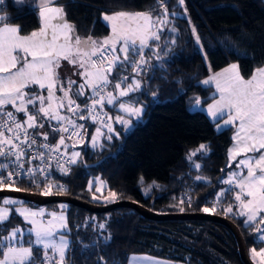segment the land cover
Listing matches in <instances>:
<instances>
[{"label":"trees","instance_id":"obj_1","mask_svg":"<svg viewBox=\"0 0 264 264\" xmlns=\"http://www.w3.org/2000/svg\"><path fill=\"white\" fill-rule=\"evenodd\" d=\"M38 1L2 0L0 17L16 26L21 35H30L41 27ZM162 2L168 9L166 17L161 0H59L67 21L76 25L81 37L109 36L111 28L103 15L120 11L148 12L154 18H166L167 23L161 26L160 39L149 40V47L142 50L147 63L140 74L136 75L132 66L138 62L139 48L134 47L128 53L129 61L123 68H114L110 77L122 80L123 75H129L124 85L134 79L140 82L139 89L117 99L118 104L143 107L138 125L124 134L125 125L114 119L124 114L108 105L99 109L106 117H113L108 121L114 133L99 120L73 117L84 125V138L79 143L65 139L60 153L70 158L79 152L80 156L70 173L50 175L65 185V191L52 190V194L44 195L47 182L38 187L28 179L14 187L41 197L64 196L100 206H107L102 199L115 192L112 203L131 201L156 214L226 217L240 229L249 255L254 248L261 251L264 242L258 231L259 219L246 224V217L238 212L223 214L224 206L236 201V190L225 182L237 167V161L229 157L234 132L218 131V123L195 107H205L216 99L214 88L203 83L212 73L237 64L240 74L248 79L256 68L264 66V0H184L183 5L179 0ZM89 95L90 90L77 101L82 103ZM100 127L105 133L93 147L91 137ZM39 131L47 132V141L54 144L63 135L50 130L48 123ZM108 135L111 140L105 138ZM201 144L207 145L206 153L197 151ZM192 152L196 155L189 159ZM99 180L106 183L102 192L96 191ZM151 184L153 188L147 187ZM58 204L41 206L54 208ZM68 205L67 235L71 243L67 264H129L135 253L183 264H245L236 236L225 225L205 220L153 221L130 208L99 213ZM10 222L15 228L21 219L13 215ZM6 234L0 232V239ZM34 256L40 264L36 247Z\"/></svg>","mask_w":264,"mask_h":264},{"label":"snow or ice","instance_id":"obj_2","mask_svg":"<svg viewBox=\"0 0 264 264\" xmlns=\"http://www.w3.org/2000/svg\"><path fill=\"white\" fill-rule=\"evenodd\" d=\"M179 3L183 5L184 0H179ZM161 7L164 8L166 17L168 9L162 0ZM39 18L42 22L40 30L32 31L30 35H21L17 27L7 25L0 27V157L4 158V162H0V189L10 187L14 191H21L20 188L13 187L16 183L13 177L20 175L19 170L24 168L26 156L44 162V167L38 171L45 173L47 181L46 169L50 165L45 160V154L40 152L36 156H31L27 151L33 145H37V137H42L44 141L48 140V133L40 132L39 129H43L45 123H48L50 130L68 133L67 139L76 136L83 140L84 125L77 124L76 119H92L96 122L100 116L98 107L103 108L105 103L113 104L118 97L129 96L131 92L140 88L139 81L124 85L127 76L122 80L110 78L112 71L117 66L124 67L125 62L129 61V51L139 42L136 53L138 62H132V66L133 70L140 72L141 66L147 63L142 50L149 47V40L160 39L161 26L167 23L166 18L160 16L153 18L150 13L118 12L105 15L103 19L111 23L112 35L97 41L91 36L81 38L76 35L74 25L66 20L63 7L51 6V0H40ZM3 19L0 17V21ZM122 20L137 23L135 27L125 28L118 24ZM117 45L122 56L117 55ZM63 61L79 70L82 82L78 83L71 78L61 79L58 70ZM18 64L20 67H17ZM203 83L205 85L214 83L216 92L219 93V99L210 104L208 112L217 123L222 119L224 126L237 127L235 146L230 150V159L243 154L244 158L237 165L242 166V170L239 173L233 172L231 178L225 182L239 189L235 195L236 201L239 202L237 214L246 217V224L255 223L258 214L264 213V66L256 68L251 77L245 79L240 74L239 65L232 64L224 72L211 77L210 80H204ZM86 89H90V95L82 104L77 103V100L85 95ZM57 90L62 95L57 96ZM213 95L215 96V93ZM196 103L199 104V101ZM119 108L127 117L134 116L140 119L144 113L143 107L123 102L119 104ZM64 109L66 113L72 115L61 111ZM106 119L112 120L113 117ZM114 119L116 123L126 126L131 123L130 119L122 116H116ZM100 122L109 133L115 132L111 124ZM6 133H11V136ZM102 135L104 134L100 129H97L96 136L91 137L93 147L96 146L98 137ZM105 138L111 140L112 136L108 135ZM21 145H25L26 148H22ZM63 145L65 137L61 135L55 145L42 143L37 146L49 153H58ZM207 150V145L204 144L197 149L205 153ZM250 153L258 155L250 156ZM195 155L196 152H192L189 159ZM79 156V152L72 153L66 163H76ZM9 157L14 158L10 162L15 165L17 169L15 172L7 170ZM194 166L200 167L199 164ZM59 167L65 173L70 172V169L63 165ZM243 169H247L246 174ZM35 175V171L28 172L29 179L34 180ZM140 179L143 182V177ZM5 180L9 181L7 185L4 183ZM51 189L52 184L46 183L42 194H51ZM57 190L65 191L63 186H59ZM96 191L99 192L100 188ZM110 197L114 199L116 193L110 192ZM0 203L5 206L0 207V232L7 233L0 239V248H3L0 253L2 257L0 264H37L33 246L36 247L40 264H65L69 242L64 235L68 231V226L63 214L57 216L56 213H50L52 218L45 224L37 219L43 215L41 212L14 209L33 225L29 230L30 238L26 242L28 246H16L13 242L22 237L23 229L11 227L8 206L19 205L22 208L23 202L3 198ZM203 210L211 211L209 208ZM226 211L232 212V207L229 206ZM258 222L264 224V216H260ZM258 231L264 232V229ZM32 233L34 239L31 238ZM260 239L264 240V235H261ZM252 254L261 257L264 264V250L256 252L254 248Z\"/></svg>","mask_w":264,"mask_h":264},{"label":"rangeland","instance_id":"obj_3","mask_svg":"<svg viewBox=\"0 0 264 264\" xmlns=\"http://www.w3.org/2000/svg\"><path fill=\"white\" fill-rule=\"evenodd\" d=\"M115 13H118V12H114L112 14H115ZM107 15V14H105ZM103 15V17L105 16ZM154 18V17H153ZM104 20V19H103ZM105 21V20H104ZM107 22V21H106ZM40 23H41V20H40ZM70 23V22H69ZM137 22H134V21H119L118 24L122 27H125V28H128V27H134L135 24ZM72 25H74L75 29H76V35H78L77 33V28H76V25L74 23H71ZM110 28H111V23L108 22ZM42 26V24H41ZM41 28V27H40ZM39 28V30H40ZM37 30V31H39ZM112 35V28H111V34L109 36H106V37H92L93 39L97 40V41H102L104 40L105 38H109L111 37ZM80 36V35H79ZM81 37V36H80ZM81 38H87V37H81ZM137 46H139V42H137ZM17 67H20V65L18 64ZM59 74H60V77L61 79H64V78H71L73 80H77L79 76L78 74V69L72 65H70L67 61H63L61 63V67L59 68ZM224 71H220V72H216V73H213L212 75H218L219 73H222ZM73 73H76L75 75ZM56 95L57 96H60L62 95L61 92H59L57 90L56 92ZM196 109H203V107H201L200 105H197L195 107ZM121 110V109H120ZM122 111V110H121ZM122 113L124 114L123 117H125L126 119H130L131 123L129 125H125V128H124V134H127L129 133L130 131H132L139 123L140 120H142V117L140 119H137L136 117H127L126 114L122 111ZM218 129V128H217ZM236 132H237V127H235V131H234V135H233V138L235 137L236 135ZM233 146L232 148L235 146V140L233 141ZM231 148V149H232ZM230 155V153H229ZM250 156L251 155H258V154H249ZM244 156L243 154L240 155V156H237L235 157V159H231L232 162H236L237 161V165H238V162L243 159ZM242 170V166L241 167H236L229 175V177L227 178L230 179L231 178V174L233 172H237L239 173L240 171ZM244 173L246 174V171L247 169H243ZM154 184H156L155 182H153ZM98 186L97 188H100V191L99 192H102V190L105 189L106 187V183L102 180H99L97 182ZM154 184H151L150 186L148 185L147 187H150V188H153V185ZM228 184V183H227ZM230 186H233V185H230L228 184V187ZM14 187V186H13ZM7 190H12V188L8 187ZM143 191H146V189H142ZM237 191H239V189L237 188L236 189ZM117 197V196H116ZM116 197L113 199L110 197V194L108 193V195L106 196V198H103L102 201L106 204V205H110L112 204L113 200L116 199ZM3 198H11V199H15L17 201H21L23 202V207L20 208L19 205H14V206H8V211H9V220H11L12 216L13 215H16L18 216L19 219H21V224H19L17 227H20L21 229H23V235L22 237H19L17 241L13 242L14 245L16 246H28V243H26L29 238H30V232L29 230L33 227V225L29 224L25 218L21 215L18 214L17 211H14V209H18L19 211H27V212H41L43 213V215L41 217H38L37 219L39 220H42L45 224L47 223V221L49 219H51L52 217L49 215L50 213H56L57 216L63 214L65 217H66V221H67V209L69 207V205L67 203H59L57 206H55L54 208H51V207H48V206H34V205H30V204H26L25 201L23 199H19V198H14V197H9V196H5V197H0V201H2ZM219 198V197H218ZM244 199H250L249 197H242ZM115 203V202H114ZM238 204L239 202L238 201H235V202H232V203H229V204H226L223 208V214H233V213H236V212H239V207H238ZM64 206V207H61V206ZM231 206L232 207V212H227L226 209ZM0 207H5L2 203H0ZM260 216H264V213H259L258 216H257V220L259 219ZM30 219H32V217H29ZM68 226V224H67ZM69 229V228H68ZM260 229H264V224H261L260 225ZM68 231L64 233L65 235V238L68 240L69 242V238H68V235H67ZM261 235H264V232H261L260 231V236ZM19 236V234H18ZM31 238L34 239V233L31 234ZM2 239V238H1ZM264 242V240H262ZM35 246H33V249H34ZM69 249V248H68ZM264 250V248H263ZM3 251V248H0V253H2ZM68 252V250H67ZM66 252V258L68 256ZM260 252V251H258ZM49 253H51V250H49ZM2 258V257H0ZM250 258L251 260L255 263V264H262V261H261V257L259 256H254L252 254V251L250 252ZM65 264H67V261L65 259ZM129 264H179V263H176V262H172V261H168V260H163V259H160V258H156V257H153V256H150V255H146V254H139V253H135V254H132L131 257H130V263Z\"/></svg>","mask_w":264,"mask_h":264},{"label":"water","instance_id":"obj_4","mask_svg":"<svg viewBox=\"0 0 264 264\" xmlns=\"http://www.w3.org/2000/svg\"><path fill=\"white\" fill-rule=\"evenodd\" d=\"M14 197L31 202H35L40 205H50L54 203H68L83 209L97 211L99 213H108L120 208H130L133 209L147 219L153 221H170V220H205L212 221L222 225H225L232 230L239 245L240 255L245 264H255L249 255L247 246L245 244L243 235L237 225L226 217H221L214 214L208 213H194V214H156L150 211L149 209L141 206L140 204L131 202V201H118L107 206L93 205L81 200L70 199L64 196H51V197H41L37 195H32L28 193H23L14 190H0V197Z\"/></svg>","mask_w":264,"mask_h":264},{"label":"built area","instance_id":"obj_5","mask_svg":"<svg viewBox=\"0 0 264 264\" xmlns=\"http://www.w3.org/2000/svg\"><path fill=\"white\" fill-rule=\"evenodd\" d=\"M141 68H142V66H141ZM140 72L134 71V73L136 75L140 74ZM124 76H127V78L129 77V75H123V77ZM123 77H122V79H123ZM77 103H80V102L77 101ZM80 104H82V103H80ZM64 110L66 112V109H64ZM97 111L100 113V116H99V118L97 120L105 121L106 123L109 124V121L106 119L105 112L100 110L99 107L97 108ZM67 115L71 116L72 114L71 113H67ZM30 131H32V130H30ZM61 134L64 135L65 139H67V136L69 135L68 133H62V132H61ZM6 135L11 136V133H6ZM84 135H85V133L83 131L82 132L83 138H84ZM67 140L73 141V142H77V143L82 141V140H79L76 136H73L72 139H67ZM17 143H19V142H17ZM42 143H48V144H51V145H55L54 143H52L50 141H44L42 138L37 137V145L42 144ZM37 145H33L30 149H27V151L30 152L31 156H36L40 152H43L45 154V160H46L47 164L50 165V167H48L46 169V174L48 176V180L47 181L45 180V173H40L38 171L39 168L44 167V162H42L39 159H31L30 156H26L24 158V160H25L24 168L22 170H19L20 171V175L14 176L13 179L16 181V183L22 182V181L27 180V179L28 180H33V179H29L28 172L29 171H35L36 175H35V178L33 180L35 182V184H39L40 185L44 181H46L47 183H51L52 184L51 194H52V190H57L59 186H63V188L65 189V185L62 182L55 181L52 178L54 177L55 173L67 174V173H65V172H63L61 170L59 165H63L65 168H69L70 172L72 171V165L73 164L66 163L69 160V157H66V155L61 154L60 152H58V153H49L46 149L38 147ZM21 147L22 148H26L25 145H21ZM8 159H9V164H8V169L7 170L8 171H13V172L17 171L15 165L10 162L14 158L9 157ZM0 160H1V162H4V158L3 157H0ZM70 172H68V173H70ZM51 173L52 174L54 173L52 178L50 177ZM4 183L7 185L9 183V181L5 180ZM232 187L233 186H230L229 188H232ZM43 191H44V189H43ZM218 201H219V199H217L216 202H218Z\"/></svg>","mask_w":264,"mask_h":264},{"label":"crops","instance_id":"obj_6","mask_svg":"<svg viewBox=\"0 0 264 264\" xmlns=\"http://www.w3.org/2000/svg\"><path fill=\"white\" fill-rule=\"evenodd\" d=\"M39 4H40V0L38 1V3H37V5H36V8H37V10H38V13H39ZM51 6H61V4L59 3V0H51ZM120 12H127V13H137V12H129V11H120ZM141 13H148V12H141ZM107 15H113V14H107ZM67 20V19H66ZM107 25H109L108 24V22H106V21H104ZM41 24H42V22H41ZM11 26V27H16V26H14L12 23H10V22H8V21H0V27H4V26ZM110 27V26H109ZM135 27V26H134ZM136 48H139V46H135ZM117 53L119 54V55H123L122 53H120L119 52V45H117ZM229 67V66H228ZM227 67V68H228ZM226 69V68H225ZM225 69H223V70H221V71H224ZM13 71H15V70H13ZM220 72V71H219ZM216 73V72H215ZM213 74V73H212ZM210 75L209 76V78H207L206 80H210L211 79V77H213V76H216V75ZM135 81H133V82H131V83H135V82H137L136 81V79H134ZM78 83L79 82H82L81 81V77H78V79L76 80ZM206 86H212L213 88H214V93H215V97H216V99L215 100H213L210 104H212V103H215V101L217 100V99H219V93L218 92H216V88H215V84L214 83H211V84H209V85H206ZM75 85L73 86V91L75 90ZM88 90H90V89H86L85 90V93L88 91ZM75 92V91H74ZM118 99V98H117ZM210 104H208L207 106H205V107H203V109H201L202 111H204L208 116H209V118L211 119V120H213V121H215V122H217L216 121V119L215 118H213V116L211 115V113H209L208 112V108H209V106H210ZM105 105H108V107H116L118 110H120V108H119V104L117 103V100L115 101V103H113V104H107V103H105ZM121 111V110H120ZM238 123V122H237ZM235 125H233V126H230V127H228V126H224V121L221 119L220 120V122L218 123V126H217V128H218V131H222V130H225V129H232L233 130V132L235 131ZM98 129H100V131L104 134L105 133V131L103 130V128L102 127H100V128H98ZM234 135V134H233ZM95 136H96V134H95ZM102 138H103V135L102 136H100V137H98V139H97V142H101V140H102ZM233 141H234V138H233ZM234 144V143H233ZM233 144H232V146H233ZM232 146H231V148H232ZM231 148H230V150H231ZM230 150H229V153H230ZM229 157H230V155H229ZM231 160V159H230ZM233 189H237V188H235V187H233ZM236 192H238L237 190H236ZM69 238V237H68ZM70 243H71V241H70V239H69V249H70ZM69 249H68V252H67V254L69 253ZM33 253H34V249H33ZM129 263H130V260H129ZM176 263H178V262H176ZM179 264H183V263H179Z\"/></svg>","mask_w":264,"mask_h":264}]
</instances>
